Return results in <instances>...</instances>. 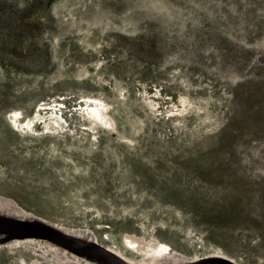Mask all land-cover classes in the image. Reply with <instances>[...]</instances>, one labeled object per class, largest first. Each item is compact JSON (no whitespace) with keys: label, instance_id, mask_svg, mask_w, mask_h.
Here are the masks:
<instances>
[{"label":"rangeland","instance_id":"rangeland-1","mask_svg":"<svg viewBox=\"0 0 264 264\" xmlns=\"http://www.w3.org/2000/svg\"><path fill=\"white\" fill-rule=\"evenodd\" d=\"M0 199L117 259L145 231L181 260L264 264V0H0ZM0 239V264L34 259Z\"/></svg>","mask_w":264,"mask_h":264},{"label":"bare ground","instance_id":"bare-ground-1","mask_svg":"<svg viewBox=\"0 0 264 264\" xmlns=\"http://www.w3.org/2000/svg\"><path fill=\"white\" fill-rule=\"evenodd\" d=\"M83 102L86 105L85 117H87V120L92 124L101 125L102 128L105 129L104 131L113 133V120L109 116L106 103L95 97H85ZM37 107L38 110H51L53 113L52 122L50 124H54L56 131H47L44 133L59 134L65 131V120L63 116L58 113L57 106L41 103ZM38 110L35 115L28 120L20 119V113L15 111L13 116H11L14 125L17 126L18 129H23L25 131V129L30 128L32 124L36 122L42 124L44 121ZM185 110L187 109L185 108ZM2 210L3 206L0 205V217L4 216L0 218V222L3 223L2 225H4L5 230L8 229L9 232L17 236L18 240H21L19 244H16L17 246L13 248H20L25 251L28 256L34 258L29 261V259L22 254L19 256L20 260L17 261V264H88L90 262L93 264V262L96 261L101 264H233V262L224 258V255L220 254H212L194 262L181 260L177 258L178 253L174 252L172 247L161 243L153 237L154 234H147L145 231L140 235H124L122 246L128 255L124 254L122 251H116V255L120 257L117 259L115 254L113 255L114 251L111 248L108 250L94 241H89L86 237V232L88 230L69 229L67 227L51 225L40 219H34L32 222H29V218L27 217L13 216L5 213L6 211L2 213ZM5 216L7 218L10 217L11 220L6 219ZM6 223L8 225H6ZM2 225H0V228ZM6 238L7 237H3V240ZM1 240L2 239H0V241ZM39 243L42 245L45 244L47 249L42 250L41 247L35 245ZM40 259H42V261Z\"/></svg>","mask_w":264,"mask_h":264}]
</instances>
